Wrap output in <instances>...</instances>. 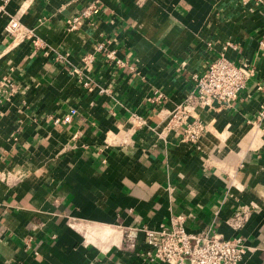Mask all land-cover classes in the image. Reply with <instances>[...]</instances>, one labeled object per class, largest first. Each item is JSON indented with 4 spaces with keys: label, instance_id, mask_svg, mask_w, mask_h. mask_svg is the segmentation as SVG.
I'll return each instance as SVG.
<instances>
[{
    "label": "crops",
    "instance_id": "obj_1",
    "mask_svg": "<svg viewBox=\"0 0 264 264\" xmlns=\"http://www.w3.org/2000/svg\"><path fill=\"white\" fill-rule=\"evenodd\" d=\"M222 56L250 76L188 106L206 124L191 142L170 115ZM177 215L264 264V0H0V264H155L143 229Z\"/></svg>",
    "mask_w": 264,
    "mask_h": 264
},
{
    "label": "built area",
    "instance_id": "obj_2",
    "mask_svg": "<svg viewBox=\"0 0 264 264\" xmlns=\"http://www.w3.org/2000/svg\"><path fill=\"white\" fill-rule=\"evenodd\" d=\"M89 14L90 10L86 11V15ZM81 19L74 18L71 28H79ZM6 30L18 36L21 34V25L18 20H11ZM249 76V70L237 66L226 56L211 62L202 73L195 74L196 89L188 98L189 104L182 110L171 113L169 125L183 127L184 138L198 142L206 130V124L191 116L188 106L233 102L245 87ZM85 85H89V82L86 81ZM250 214V208L247 207L243 211H237L228 222L239 231ZM139 230L132 228L125 231V246H135ZM143 231L149 247L146 257L155 264H240L248 249L244 238L239 234L225 237L222 234L209 236L188 232L184 215L175 216L171 227L161 224L157 228H144Z\"/></svg>",
    "mask_w": 264,
    "mask_h": 264
},
{
    "label": "bare ground",
    "instance_id": "obj_3",
    "mask_svg": "<svg viewBox=\"0 0 264 264\" xmlns=\"http://www.w3.org/2000/svg\"><path fill=\"white\" fill-rule=\"evenodd\" d=\"M86 236L88 238V241L91 242H97L98 238H101L103 241H108L112 237L115 239V241H119L120 239V233H116V231H113L110 228H92L89 227Z\"/></svg>",
    "mask_w": 264,
    "mask_h": 264
}]
</instances>
